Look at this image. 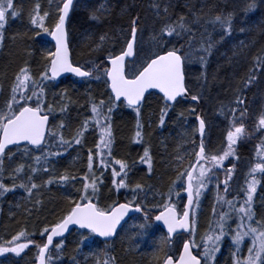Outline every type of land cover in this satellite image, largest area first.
<instances>
[{"label":"snow or ice","instance_id":"1","mask_svg":"<svg viewBox=\"0 0 264 264\" xmlns=\"http://www.w3.org/2000/svg\"><path fill=\"white\" fill-rule=\"evenodd\" d=\"M78 2L48 0V9H42L41 3L36 0L29 12V22L34 30L31 39L41 35L51 37L54 50L41 53L38 76L33 74L26 60L13 74L6 95L5 89L0 87V197L20 188L35 208L42 201L33 197L53 184L76 182L81 187L76 189L75 197H66L68 205L63 214L39 230V240L35 238L36 233H30L26 227L20 228L0 243V256L14 254L23 258L28 251L35 249L32 264H57L62 258L65 234L70 233L73 226L82 230L77 246L79 252L80 246L90 236L103 238L107 244L119 235L118 229L123 230L122 222L127 223L125 218L130 213H138L143 222L132 226L136 231L131 233L129 240L146 235L154 223L157 229H166L158 245L160 255L157 256V264H216L217 254L226 238L231 241L232 264H264V219L256 218L254 206L258 186L264 185V106L254 120V130L262 137L256 148L258 159L248 167L242 184L234 179L238 165L233 163V160H240L237 146L252 136L246 127V120L253 117L245 93L264 78V49L254 55V63L240 78L232 99L227 103L221 102L218 107V114L224 117L227 128L217 149L210 147L211 141L207 136L210 126L203 113L197 114L196 107L188 110L195 115L196 122L188 140L190 148L180 146L174 157V178L168 191L159 193L160 202L149 207L145 201L151 189H146L141 183L130 184L128 162L113 159L112 113L118 107H126L135 113V142L140 143L144 128L142 108L147 101L146 94L152 95L150 90L156 91L162 103L157 117L159 127L165 125L169 113L181 103L190 101L198 105L206 87L208 58L231 39L235 13L220 11L209 15L201 9L202 14H197L190 8L188 16L182 14L173 20L169 12L171 5L161 7L160 0H153L156 16L163 22L158 29H154L150 37L151 46L146 49L143 46L141 17L122 9L129 16L127 26L113 35H100L93 51L101 55L81 65L72 58L68 27ZM256 8V0H252L244 11L252 12ZM107 11L106 5L101 3L91 10L89 18L99 21ZM21 14L22 9L17 7L15 0H0V46L6 39L9 20ZM53 16V22L47 24L46 21ZM239 31L243 33L245 28L241 27ZM248 47L241 41L234 47L229 62L234 60L240 66L241 59H247ZM27 55L32 56L33 53L28 51ZM193 64L201 66L198 81L202 79L204 82L197 84L200 91H194L190 86V66ZM64 74H72L82 81L99 82L106 89V99L97 102L90 98L92 115L81 122L71 139L64 136L63 130L67 126L63 119L59 124L54 123L55 109L47 100V89ZM65 96L66 93H62L61 99ZM65 111L66 106L61 108L62 113ZM179 117L183 118L184 113H179ZM90 129L99 130V139L94 141V148H87L83 161L84 174L79 176L65 171L55 175L57 159L70 155L69 149L75 150V146L84 149L86 133ZM17 157L31 163H19L10 170L6 168V161L11 165ZM139 160L151 172L153 161L149 148L144 149ZM225 161H228V166H225ZM109 169L112 189L117 193L126 190L130 199L101 203L104 171ZM41 174L47 178L38 183L36 180ZM6 177L11 180V185L5 183ZM213 189L214 219L200 234L193 213L199 207L201 197ZM173 195L181 202L182 211H177ZM185 197L186 203H183ZM154 210H158L156 214H153ZM26 211L31 214V209ZM103 255L107 257L103 264H116L115 257L107 249ZM71 259L73 264H80L76 256ZM96 264H101V261L97 259Z\"/></svg>","mask_w":264,"mask_h":264},{"label":"trees","instance_id":"2","mask_svg":"<svg viewBox=\"0 0 264 264\" xmlns=\"http://www.w3.org/2000/svg\"><path fill=\"white\" fill-rule=\"evenodd\" d=\"M35 2L36 0H15L17 7L22 9V14L16 19L9 20L6 39L3 46H0V87L5 89V95L13 74L26 60L29 61L33 73L38 74L41 68V53L54 50L53 44L46 35L35 36L34 39H31L34 36V30L29 22V12ZM39 2L42 9H48V0H39ZM250 2L252 0H207L205 3L197 0H162V7L165 4L171 5L169 12L173 20L182 14L188 16L191 8L197 14H202L201 9H203V13L209 15H215L220 11L234 12L235 21L231 39L219 46L214 54L208 58L206 87L202 92L203 99L198 105L190 101L181 103L169 113L165 125L159 127L157 117L162 103L159 101L156 92H152V95L147 94V101L142 108L141 121L144 123V128L140 143L135 142V113L126 107H118L112 113L113 159H124L128 162L130 165V184L141 183L145 185L146 189H151L145 201L149 207L160 202L159 193L168 191L170 181L174 178L172 167L174 157L178 154L180 146L190 148L188 140L191 138V128L196 124L195 115L188 111L190 108L196 107L197 114L203 113L210 126L207 130V136L211 141L212 150L221 145V141L226 135L227 124L224 117L218 114V107L221 102L227 103L232 99L233 91L240 78L254 63V55L260 54L261 49H264V0H256L257 8L255 11L245 12L244 9ZM101 3L107 5L108 13H103L99 21L90 20L91 10L97 8ZM149 8L148 0H79L74 15L68 24L73 60L83 65L101 55L99 52L93 51L99 41V36L104 33L113 35L121 27L127 26L129 16L122 12V9L132 15L138 14L141 17L140 26L143 32L148 29L153 34L154 29H158L163 21L159 20L160 24L159 21L156 22L148 10ZM53 20L54 16L46 23L51 24ZM241 27L245 28V32L239 31ZM9 36L11 38L15 36L16 39L9 42ZM144 38L143 36V40ZM148 38L150 41V37ZM241 41H244L249 47L246 49L247 59L242 58L240 66H237L234 60L229 62V57L232 56L234 47L238 46ZM149 45L151 46V41ZM150 46L144 47L147 49ZM28 51H31L33 55L28 56ZM190 73L189 79L192 81L190 86L193 87L194 91H200L197 84L204 82L202 79L198 81V78L201 77V66L199 64L191 65ZM53 84L54 86L47 89V100L55 109L54 123L59 124L63 119L67 126L63 130L64 136L66 139H71L81 122L92 115L89 104L90 98L97 102L100 99H106L104 95L106 89L99 82L82 81L76 77H66L53 82ZM62 93H66L63 100L61 99ZM245 94L253 117L246 120V127L252 136L237 146V154L240 160H233V163L238 165L237 173L244 172L245 168L248 170L250 164L255 163L258 159L256 148L262 137L260 132L254 130V120L258 117L261 107L264 106V78H261ZM64 106L67 107V111L62 113L61 108ZM181 112L184 113L183 118L179 117ZM86 138L87 143L84 149L75 146V150L69 149L70 155L65 154L62 158L57 159L54 169L55 175L58 176L65 171L79 176L84 174L85 153L87 148H94V141L98 142L99 130L92 131L90 129V132L86 133ZM146 147L150 149L152 156L151 172H149L147 165L140 163L139 160ZM36 154L39 155V153ZM19 163H31V161H24L17 157L11 165L6 161V168L10 170ZM225 166H228V161H225ZM116 167L119 170V166ZM97 174L99 175V173ZM46 178L41 174L37 177L36 182L39 183L41 179ZM103 179L101 203L124 202L125 199L131 198L126 190L122 189L117 193L112 189L110 169L104 171ZM5 183L11 185V180L6 177ZM79 187L81 185L76 182L53 184L33 197V199L39 198L42 201V204L35 208L29 202L24 190L20 188L0 197V243L24 227L30 233H36L35 238L39 240V230L63 214L68 205L66 197H75L76 189ZM213 191L206 193L203 199V212L199 218L201 225H203V221L207 223L211 217L215 204ZM257 195V208H261L264 205V199H261L264 198V185L258 186ZM173 200L177 202L178 210L182 211L181 202L177 200L175 195H173ZM27 209H31V214L26 211ZM157 211L154 210L153 214H156ZM142 222L141 215L132 217L125 224L123 230L119 232V235L107 244L94 236H90L80 246L79 252H77V246L82 230L74 229L63 241L62 258L57 261V264H73L71 259L73 256H76L80 264H96L97 259L103 264V261L107 259L103 255L105 249L115 257L116 264H157V256L160 255L158 245L164 235L163 230L157 229L154 223L143 237H138L135 240L128 238L132 232L136 231L132 226ZM34 256L35 249L28 251L27 255H23V258L8 254L7 257L0 256V264H32ZM53 258L56 259L55 256ZM216 264H231L230 253L224 251L216 260Z\"/></svg>","mask_w":264,"mask_h":264},{"label":"rangeland","instance_id":"3","mask_svg":"<svg viewBox=\"0 0 264 264\" xmlns=\"http://www.w3.org/2000/svg\"><path fill=\"white\" fill-rule=\"evenodd\" d=\"M209 30H211V28H209ZM216 38H218V37H216ZM13 40H14V39H12L11 36H9V42H11V41H13ZM3 44H4V43H3ZM2 46H3V45H2ZM143 46H150V45H149V43H148V44H147V43H143ZM194 65H195V64H193L192 66H194ZM33 74H34V73H33ZM34 75L38 76L39 73H38V74H34ZM221 178H223L222 175H221ZM233 187H235V186H233ZM213 195H214V197H215V189H214V191H213ZM204 197H205V195L201 197L200 205H199L198 208L195 209V211H194V213H193V215H194V217H195V219H196V221H197L198 232H199L200 234H203V233L208 229L210 222L214 219L213 215L211 214V217L208 219V222H207V223L203 221V225H201L200 222H199L200 215H201V213L203 212V203H204V200H203V199H204ZM229 198H231V196H229ZM256 218H257V219H264V206H262L261 208H259V211H257V217H256ZM246 244H247V243H246ZM230 246H231V241H230V239L226 238L225 241H224V243H223V245H222V249H221V251L217 254V258H216V260L218 259V257H219L224 251L230 253ZM245 255H246V247H245ZM230 256H231V255H230ZM231 264H232V260H231Z\"/></svg>","mask_w":264,"mask_h":264},{"label":"bare ground","instance_id":"4","mask_svg":"<svg viewBox=\"0 0 264 264\" xmlns=\"http://www.w3.org/2000/svg\"><path fill=\"white\" fill-rule=\"evenodd\" d=\"M197 1H199L201 3L207 2V0H197ZM148 2H149V5H150V8L148 10L150 11V13L153 16L154 20H156V22L159 21L160 19L157 18L155 10L152 7L153 0H148ZM160 2H161V7H162V0H160ZM106 7H107V5H106ZM104 15H108V14H104ZM159 24H160V21H159ZM143 34H144L143 36L145 37L144 40H143V43H147V44L149 43L150 44V41H149L148 37H151V34H152L151 30H148V29L144 30Z\"/></svg>","mask_w":264,"mask_h":264},{"label":"water","instance_id":"5","mask_svg":"<svg viewBox=\"0 0 264 264\" xmlns=\"http://www.w3.org/2000/svg\"><path fill=\"white\" fill-rule=\"evenodd\" d=\"M49 39H50V41H51V37H49ZM53 45H54V42H51ZM66 77H75V76H73L72 74H64L62 77H60L58 80H61V79H64V78H66ZM76 78H78V77H76ZM78 79H80V78H78ZM150 92H156L155 90H150ZM146 96H147V94H146ZM50 121H51V117H50ZM50 126H51V123H50ZM185 195V194H184ZM185 203H186V197H185ZM177 211L179 212V210L177 209ZM136 215H141V214H129V217H126L125 219H126V221L128 222L132 217H134V216H136ZM122 224H123V227L125 226V224L126 223H124V222H122ZM75 229V226H73V229L70 231V233L73 231ZM121 230L120 229H118V232H120ZM164 232H166V229H164L163 230ZM70 233H66L65 235L67 236V235H69ZM97 239H99V240H101V241H103V238H99V237H96ZM116 237H113L111 240H109L108 242H111V241H113L114 239H115ZM104 242V241H103Z\"/></svg>","mask_w":264,"mask_h":264},{"label":"flooded vegetation","instance_id":"6","mask_svg":"<svg viewBox=\"0 0 264 264\" xmlns=\"http://www.w3.org/2000/svg\"><path fill=\"white\" fill-rule=\"evenodd\" d=\"M245 168V167H244ZM247 172V170H246V168L244 169V172H240V173H237L236 174V178L234 177V179H236L237 180V182L238 183H243V180H244V174ZM257 193H256V198H254V206H255V208H256V210L257 211H259V208H257V202H258V200H257ZM247 243V242H246Z\"/></svg>","mask_w":264,"mask_h":264}]
</instances>
